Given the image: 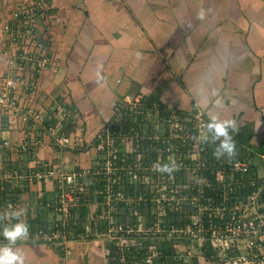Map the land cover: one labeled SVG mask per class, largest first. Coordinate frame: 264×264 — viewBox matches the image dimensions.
Segmentation results:
<instances>
[{"label": "built area", "instance_id": "obj_1", "mask_svg": "<svg viewBox=\"0 0 264 264\" xmlns=\"http://www.w3.org/2000/svg\"><path fill=\"white\" fill-rule=\"evenodd\" d=\"M45 5V0H35L15 6L11 20L2 26L13 41L18 39V46L5 51L9 73L0 76V110L11 127L24 126L29 137L23 144L4 141L0 147L24 156L30 147L44 148L45 135L58 147L81 145L73 136L77 116L71 110L40 111L26 105L27 98L39 93L41 76L54 64L49 42L38 30ZM206 122L200 110L180 114L143 97L126 100L98 132L89 166L67 172L63 162L48 159L37 173L4 167L0 213L10 208L26 211L30 186L52 183L53 196L47 198L40 191L36 205H27L31 216L37 217L39 210L47 213L35 226L34 236L29 233L24 241L74 240L69 228L82 223L85 232L80 239L115 241L117 264H135L121 251L136 245L143 250L142 242L147 241L151 244L144 264H184L196 250L218 264H264V174L259 175L260 167L251 156L216 159L215 145L200 142ZM260 159L264 167V155ZM173 161L176 167L171 173L155 170V164ZM183 175L195 180L184 182ZM94 203L101 213H96ZM85 206L88 212L81 218L78 212ZM178 219L185 225L177 224ZM103 222L106 229L100 227ZM163 238L171 255L157 243Z\"/></svg>", "mask_w": 264, "mask_h": 264}, {"label": "crops", "instance_id": "obj_2", "mask_svg": "<svg viewBox=\"0 0 264 264\" xmlns=\"http://www.w3.org/2000/svg\"><path fill=\"white\" fill-rule=\"evenodd\" d=\"M18 1L0 0V11L9 12ZM47 5L38 30L49 42L54 64L26 105L71 110L77 116L73 136L81 145L58 147L45 135L44 148L30 147L27 156L0 147L5 162H0V175L8 166L37 173L48 159L63 162L67 172L89 166L96 136L115 108L140 97L180 114L200 110L206 121L208 110L235 120L234 158L251 156L259 175L264 174V0H47ZM201 9L206 11L203 20L197 18ZM17 40L0 21V76L9 73L5 51L16 50ZM217 100L222 108H214ZM8 121L0 110V143L23 144L29 137L24 126L13 128ZM183 180L195 177L183 175ZM54 189L52 183L35 182L24 207L29 209L40 191L50 198ZM93 208L101 213L97 203ZM39 211L37 217L28 211L23 217L32 237L47 213ZM30 241L17 242L26 264L119 263V248L111 240ZM141 252L140 245L121 251L144 264V258H137ZM198 254L184 264H218Z\"/></svg>", "mask_w": 264, "mask_h": 264}, {"label": "clouds", "instance_id": "obj_3", "mask_svg": "<svg viewBox=\"0 0 264 264\" xmlns=\"http://www.w3.org/2000/svg\"><path fill=\"white\" fill-rule=\"evenodd\" d=\"M206 16L204 9L199 10L197 18L203 20ZM97 77H100L97 71ZM221 100L215 102L214 108H222ZM206 131L200 134L202 144H214L213 156L216 159H231L236 154V141L234 134L238 131L235 120L222 118L220 112L208 110ZM155 170L159 173H171L176 167L175 162L157 163ZM25 214L22 208H10L0 213V218L9 222L0 227V236L6 243H0V264H26L24 250L17 246L18 241L29 238V225L23 219Z\"/></svg>", "mask_w": 264, "mask_h": 264}, {"label": "trees", "instance_id": "obj_4", "mask_svg": "<svg viewBox=\"0 0 264 264\" xmlns=\"http://www.w3.org/2000/svg\"><path fill=\"white\" fill-rule=\"evenodd\" d=\"M162 105V104H161ZM162 107L164 108V106L162 105ZM87 212H88V208L85 206V207H82V208H80L79 209V212H78V214H79V216L81 217V218H84L85 216H86V214H87ZM98 212H100V210L98 209ZM178 213H175V214H173V213H170L169 212V216H172V217H178L179 215H177ZM180 217V216H179ZM174 219L173 218H171V220H170V222H172ZM175 222H176V219L174 220ZM79 223V222H78ZM177 224H179V225H185V220L183 219V221L182 222H180V220L178 219L177 220ZM102 229H106V223H103L101 226H100ZM69 231L71 232V231H74V233H75V235H76V237L74 238V239H80L79 237L81 236V235H83L84 234V232H85V229H84V225L82 224V223H79V224H77V225H75V227H71V228H69ZM89 239H93V238H89ZM62 241V239H57V240H53V241ZM163 242L161 243V245L163 246V245H165V244H167V243H169L168 242V240L166 239V238H163ZM33 242H35V240H32V241H30V243H33ZM38 242V241H37ZM143 250H142V252H141V255H138L137 256V258L139 257L140 259H143L145 256H146V254H147V249H148V246L151 244V242L150 241H148L147 243H145V242H143ZM166 251H167V255H171V253H170V251H169V249H166ZM138 258V259H139ZM167 262H169V261H167ZM172 264H176V263H172Z\"/></svg>", "mask_w": 264, "mask_h": 264}, {"label": "rangeland", "instance_id": "obj_5", "mask_svg": "<svg viewBox=\"0 0 264 264\" xmlns=\"http://www.w3.org/2000/svg\"><path fill=\"white\" fill-rule=\"evenodd\" d=\"M28 1H31V2H33V1H35V0H19L16 4H11V8H13V9H15L16 7L15 6H18V5H23V4H25V2H28ZM4 2V1H3ZM3 2L0 4V5H3ZM5 4V3H4ZM45 10H44V14L46 13V10H47V7H48V5H47V0H45ZM12 10V9H11ZM11 15H12V12L11 11H9V12H4V13H2L1 11H0V21H1V25L3 26L6 22H8L9 20H11ZM43 21V20H42ZM84 164V162L82 163L81 161H80V165H83ZM79 165V166H80ZM31 192V191H30ZM27 200H29L28 199V197L26 198V199H24V201H27ZM35 200L33 199V201H32V204H34V205H36L35 203ZM26 211H28V212H31L29 209H26ZM27 212H25V214H26ZM25 214H24V216H25ZM4 224H6V223H4L3 222V220H0V227H2ZM0 239L1 240H3V237L2 236H0ZM161 243V241H157V243ZM189 245V244H188ZM186 246V247H189V246ZM166 249H170L171 248V246H170V244L169 243H167V244H165V246H164ZM196 250V249H195ZM196 252H198V250H196ZM199 253V252H198ZM198 253H194V256H199V254ZM194 258V257H193ZM208 258H206V260H207ZM193 260V259H192ZM171 262V261H170ZM207 262H209L208 260H207ZM173 262H171V264H172ZM176 264H179V263H177L176 262Z\"/></svg>", "mask_w": 264, "mask_h": 264}]
</instances>
